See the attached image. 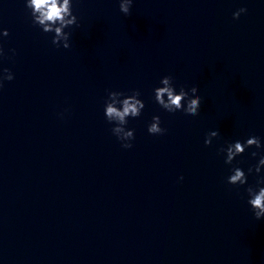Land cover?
I'll use <instances>...</instances> for the list:
<instances>
[{
    "label": "clouds",
    "instance_id": "clouds-1",
    "mask_svg": "<svg viewBox=\"0 0 264 264\" xmlns=\"http://www.w3.org/2000/svg\"><path fill=\"white\" fill-rule=\"evenodd\" d=\"M133 0H120L119 10L125 16L131 14ZM25 7L30 11L32 23L38 26L44 33H53L51 43L57 48L68 49L70 47L71 32H66V28L72 26L79 27L78 18L73 13V0H25ZM247 12L246 8H240L233 13V19H239L241 14ZM4 37L9 35L7 29L2 31ZM15 53V50H12ZM4 55L3 47L0 46V56ZM13 73L4 68L0 73V88L5 81H12ZM173 77L167 75L161 78L162 86L154 89L155 102L169 113L183 111L186 115H199L202 97L198 94V87L193 85L187 91L184 86L176 91L173 84ZM141 92L138 89L131 90V94H125L119 91H108L107 99L104 102V116L109 124L114 125L111 128L113 135L121 142V147L130 149L133 147L132 141L135 139L134 129L127 128L129 118H137L141 115L145 107L143 100L139 97ZM160 117L153 116L152 122L148 125L147 131L151 135H163L167 130L162 128ZM219 131H211L207 134L204 144L211 146L213 138L218 137ZM264 147L261 138L250 136L245 141L227 143L226 147L219 149L221 153L226 154L225 164L231 165L236 157L242 156L246 149H261ZM257 151H252L251 156L255 158ZM264 168V155L260 156L256 165L248 168L247 174L240 167H233L227 183L231 185H245L248 182V175L255 173L258 176L255 185H249L245 191L248 195L247 203L255 217L259 220L264 218V176H260L261 169ZM180 179H183L181 176Z\"/></svg>",
    "mask_w": 264,
    "mask_h": 264
}]
</instances>
